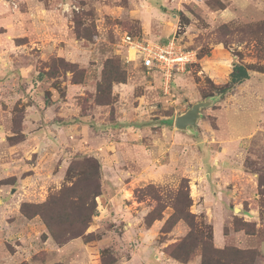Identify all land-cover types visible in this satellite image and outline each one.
<instances>
[{
  "label": "rangeland",
  "instance_id": "1",
  "mask_svg": "<svg viewBox=\"0 0 264 264\" xmlns=\"http://www.w3.org/2000/svg\"><path fill=\"white\" fill-rule=\"evenodd\" d=\"M8 19L26 26L13 32ZM263 22L264 0H0V264H120L128 258L135 249L134 240L121 245L127 220L109 219L112 210L101 199L107 151L117 150L121 142L148 145L149 133L160 132L165 122L181 131L174 127L175 117L209 96L215 100L200 109L195 129L182 132L195 138L194 145L211 143L207 152L230 137L243 141L245 173L240 172L242 180L229 186L235 194L226 202L231 216L222 228L227 237L239 234L223 247L254 249L258 255L250 264H264L260 250L264 244V33L258 31ZM123 32L159 42L174 38L182 49L193 50L196 59L175 72L166 89L160 73L127 60L120 40ZM59 58L77 68L72 72ZM108 58L119 62L125 73V82H112L110 92L108 82L102 80ZM236 63L248 65L252 78L218 94L214 87L228 81ZM119 85H126L125 89H118ZM130 153L131 170L123 176L118 172L119 183L139 172L135 154ZM85 157L100 163V194L87 229L91 238L79 236L58 244L41 217L32 213L34 208H26L29 215H25L21 207L45 201L66 182L70 163ZM181 179L163 183L137 178L140 185L125 192L141 210V225H158L150 242L143 239L154 247L153 258L158 253L172 258L167 254L169 246L188 231L180 220L170 231L161 232L172 213L169 206L163 218L146 224L145 216L157 205L153 186L162 204ZM186 179L191 212L197 220L210 223L213 231L215 204L203 208L207 215L200 212L198 180ZM140 188L143 191H137ZM213 190L208 192L211 202ZM240 209L244 213L253 209L252 221L238 216ZM235 218L254 223V233L236 230ZM174 260L201 264V251L192 250L185 263Z\"/></svg>",
  "mask_w": 264,
  "mask_h": 264
},
{
  "label": "crops",
  "instance_id": "2",
  "mask_svg": "<svg viewBox=\"0 0 264 264\" xmlns=\"http://www.w3.org/2000/svg\"><path fill=\"white\" fill-rule=\"evenodd\" d=\"M12 21L13 20L8 19L7 24L12 26L13 32L17 29L19 30V28H25L26 26L25 23L19 24V22L14 23ZM251 76L250 78H252ZM77 86L78 85H73V88H77ZM125 86L126 85H119L117 88L122 90V88L125 89ZM161 127L160 132L149 133L148 145L136 141L132 144L128 142L119 143V148L117 150L113 152L107 151L106 163L102 165L103 171L109 173L108 175V173L105 172L103 179L104 191L103 195H101L102 201H107L109 204V206L107 204L109 211L112 210V212L109 213V219L118 217L121 218L120 220H122V218L127 220V224L124 225V227H126L124 230L125 242L121 244L122 246L125 247L130 245L127 241L134 240L132 246L135 250L128 258L120 260V264H180L174 259L166 257L163 253H161V255L159 253L158 255L153 254L154 258L151 257V250L154 249V247L149 243H143V239H147L148 242L152 240V236L155 234L154 232L158 225L155 222L148 228L142 226L140 208L137 205L134 206V204H136L134 201L130 203L128 197L125 195V192L130 193L129 191L132 186L140 185L136 180L137 178H141L145 182L155 180L163 183L178 181L182 177L188 178L190 183L193 180H198V184L195 182V185L196 196H198L197 202L199 203L197 207L200 209L199 211L207 215L208 210L203 211V208L208 207L207 209H209L212 207V203L215 204L213 206L214 215L216 214V216L211 215L216 218L212 221L215 246L223 247L226 245L228 239L233 240L232 238L235 237V233H238L233 232L227 237V233H224L222 228L227 218L231 216L226 202L230 201L231 197H234L233 193L235 194V189L232 190L229 186L230 184L232 185L234 181L238 183L242 180L243 176L240 174V172H243L241 170V161L244 157L243 151L246 150L241 146L243 141L238 142L236 141L237 137H230V139L221 140L220 146H217L215 150L207 152L206 148H210L212 145L211 143L205 145L197 143L198 145H194L196 143L195 138H192L182 131H176L171 128L168 122L162 124ZM39 134L42 135L41 132ZM203 149H205V152ZM130 151L135 154L136 164L140 165L137 166L139 172L133 171L132 178L127 182L123 181V183H119L116 177L118 172L123 176V172L128 173V171L131 170L127 157ZM115 158L118 159L117 162L114 160ZM141 160L143 161L142 164L139 163ZM200 171H204L203 175L200 174ZM211 187L214 188L212 191L213 202L210 201L211 197L208 196L209 188ZM216 187L218 189H215ZM103 205L102 207H104ZM240 212L241 214L239 213L238 216L246 220L252 221L254 218L252 215L254 214L253 209L245 213L240 209ZM248 213L250 215H248ZM217 225H219V230L217 229ZM40 230L41 233H44V227L42 225H40ZM141 234H143V236H140ZM236 236L239 235L236 234ZM252 236L253 235H250V237ZM48 239L46 240L47 242ZM260 248L261 252L264 254V244H262Z\"/></svg>",
  "mask_w": 264,
  "mask_h": 264
},
{
  "label": "trees",
  "instance_id": "3",
  "mask_svg": "<svg viewBox=\"0 0 264 264\" xmlns=\"http://www.w3.org/2000/svg\"><path fill=\"white\" fill-rule=\"evenodd\" d=\"M259 26L258 31L264 33V22ZM59 61L63 67L72 72L77 68L63 58H59ZM102 75V80L108 82V91L111 89L112 82H125V73L121 70L119 62L111 58L105 60ZM249 76L250 67L243 63H236L232 66L228 81L223 86L214 87V91L223 95L235 85L248 79ZM100 84L101 82L99 87H101ZM71 178L74 180L72 181ZM65 180L63 186L50 193L45 201L38 204L23 203L21 207L25 215H29L26 208H32V210L34 208L32 213L41 217L48 233L58 244L79 236L91 238V233L87 232V229L95 215L97 206L95 199L100 194V163L94 157L73 160L67 169ZM153 190H156L157 205L145 216L146 224L163 218L162 212L165 207L169 206L172 208V213L166 219L161 232L170 231L180 220L188 226L186 235L169 246L167 254L170 257L185 263L191 251L198 247L201 251V264H250V260L258 255L254 249L214 246L212 225L203 219L197 220V215L191 212L192 198L186 178L181 179L177 189L168 191L169 201L162 202V204H160L162 198L159 191L157 192L154 186ZM137 191H143V188ZM234 228L243 229L247 234H253L255 231L254 223L237 218L234 219Z\"/></svg>",
  "mask_w": 264,
  "mask_h": 264
},
{
  "label": "built area",
  "instance_id": "4",
  "mask_svg": "<svg viewBox=\"0 0 264 264\" xmlns=\"http://www.w3.org/2000/svg\"><path fill=\"white\" fill-rule=\"evenodd\" d=\"M120 40L127 49V60L140 63L148 71L160 73L166 89L171 76L175 72L185 70L187 65L196 59L193 50L182 49L174 38L159 42L123 32Z\"/></svg>",
  "mask_w": 264,
  "mask_h": 264
},
{
  "label": "water",
  "instance_id": "5",
  "mask_svg": "<svg viewBox=\"0 0 264 264\" xmlns=\"http://www.w3.org/2000/svg\"><path fill=\"white\" fill-rule=\"evenodd\" d=\"M214 100L215 97L209 96L202 101L193 103L190 108L175 117L174 127L187 132L194 130L200 117V109L209 106Z\"/></svg>",
  "mask_w": 264,
  "mask_h": 264
},
{
  "label": "bare ground",
  "instance_id": "6",
  "mask_svg": "<svg viewBox=\"0 0 264 264\" xmlns=\"http://www.w3.org/2000/svg\"><path fill=\"white\" fill-rule=\"evenodd\" d=\"M236 210L238 211V208H236Z\"/></svg>",
  "mask_w": 264,
  "mask_h": 264
}]
</instances>
